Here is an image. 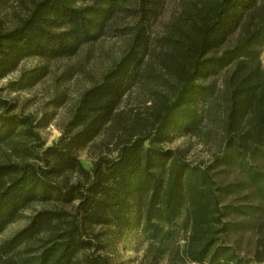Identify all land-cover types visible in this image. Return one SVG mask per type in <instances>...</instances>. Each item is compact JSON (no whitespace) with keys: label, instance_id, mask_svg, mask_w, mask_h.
<instances>
[{"label":"trees","instance_id":"1","mask_svg":"<svg viewBox=\"0 0 264 264\" xmlns=\"http://www.w3.org/2000/svg\"><path fill=\"white\" fill-rule=\"evenodd\" d=\"M103 38L124 48L51 145L0 96V144L20 159L0 163V235L30 211L0 241V264H123L128 230L156 242L183 209L188 261L264 264V0H33L0 31V79L26 58H69ZM133 90L138 102L123 104ZM205 121L223 144L209 164L162 147ZM94 145L87 169L78 153Z\"/></svg>","mask_w":264,"mask_h":264},{"label":"rangeland","instance_id":"2","mask_svg":"<svg viewBox=\"0 0 264 264\" xmlns=\"http://www.w3.org/2000/svg\"><path fill=\"white\" fill-rule=\"evenodd\" d=\"M33 0H0V31L15 27L20 17L31 7ZM125 45L123 38H103L93 44H87L72 57L56 60H43L38 57L26 58L17 69L0 79V96L11 101L17 114L32 115L39 124L38 132L46 146L57 141L61 125L69 118L78 98L89 87L97 83L101 76L119 58ZM264 54V53H262ZM264 67V56L261 57ZM44 70L45 75L32 86L17 90L13 83L31 70ZM140 90H133L124 98V103L134 105L140 99ZM98 137L94 144L101 141ZM166 150L179 151L194 165H207L213 156L220 154L223 148L219 131L203 122L196 134L183 133L173 135L162 144ZM94 147H86L78 153L85 168H90L94 157ZM19 162L11 144H0V163ZM225 182L230 181L229 174L221 175ZM30 211L23 218L10 225L1 235L0 241L10 237L27 221ZM190 225L186 222V210L183 209L175 221L165 227L161 240L150 243L140 228L128 230L120 239L117 257L123 264H194L188 261L187 247ZM248 235H242L236 241L240 250H246ZM233 241V236L228 237Z\"/></svg>","mask_w":264,"mask_h":264},{"label":"crops","instance_id":"3","mask_svg":"<svg viewBox=\"0 0 264 264\" xmlns=\"http://www.w3.org/2000/svg\"><path fill=\"white\" fill-rule=\"evenodd\" d=\"M262 56H264V54H262ZM262 56H261V57H262Z\"/></svg>","mask_w":264,"mask_h":264}]
</instances>
